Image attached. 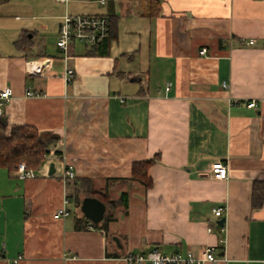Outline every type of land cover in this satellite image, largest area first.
<instances>
[{
	"label": "crops",
	"instance_id": "0c3cea01",
	"mask_svg": "<svg viewBox=\"0 0 264 264\" xmlns=\"http://www.w3.org/2000/svg\"><path fill=\"white\" fill-rule=\"evenodd\" d=\"M66 15L109 17L106 54L58 48ZM5 88L14 94L8 128L55 136L60 154L29 179L0 167V264H129L155 247H213L208 264H264V201L253 203L264 184V0H10L0 5ZM151 160L146 189L131 178ZM217 161L226 180L213 177ZM89 190L117 206L109 211ZM87 197L107 207V230L76 206ZM66 200L71 214L58 217Z\"/></svg>",
	"mask_w": 264,
	"mask_h": 264
},
{
	"label": "built area",
	"instance_id": "2783aa9c",
	"mask_svg": "<svg viewBox=\"0 0 264 264\" xmlns=\"http://www.w3.org/2000/svg\"><path fill=\"white\" fill-rule=\"evenodd\" d=\"M59 2L68 3L70 1L77 0H58ZM106 0H102L105 3ZM111 32V20L107 16H74L66 15L61 23L59 30V39L57 42L58 48L63 50L65 53L68 52V49L72 43H80L86 46L99 47L101 46L110 36ZM254 42H249V45H253ZM207 53V50L204 49L202 54ZM42 64L39 62H31L29 64L28 70L31 74L41 73ZM75 72L73 69H67L66 71V80L70 82L74 77ZM13 90L11 88H5L0 91V118H4L6 106L12 101ZM27 96L32 97L36 96V93L33 90L28 89ZM250 108H256L257 103L252 102L249 104ZM18 175L21 179H29L34 176V171L27 170L25 164H20L18 167ZM212 174L213 177L217 180H226L228 178L229 169L228 165L223 162L217 161L212 164ZM75 178V173L72 167L65 170V179L72 180ZM70 204L69 200L65 201V207L57 212L58 217H67L71 214L70 210L67 209V206ZM225 208H216L214 209V214L217 218H221ZM225 233V228L221 229ZM211 232V229H209ZM224 242V240H221ZM21 259V258H19ZM18 260H15V263H18ZM126 261L129 264H142L145 262H150L152 264H208L217 262L215 257V248L209 247L198 255L193 253L181 254L175 253L172 255H166L157 247L153 248L147 254H138V255H129L126 258Z\"/></svg>",
	"mask_w": 264,
	"mask_h": 264
},
{
	"label": "trees",
	"instance_id": "16d2710c",
	"mask_svg": "<svg viewBox=\"0 0 264 264\" xmlns=\"http://www.w3.org/2000/svg\"><path fill=\"white\" fill-rule=\"evenodd\" d=\"M8 1L10 0H0V5ZM109 38L101 46L95 47L99 51L97 52L98 54H106L105 46L108 44ZM58 141L59 139L55 136L41 134L36 128L31 126L20 125L9 129L6 120L0 118V167L8 169L10 172H15L18 170L19 165L23 163L26 165L27 170H37L47 156L52 153L54 155L60 154L54 148V145ZM153 163L154 160L135 164L131 180L139 183L146 189L152 188L153 181L148 171ZM79 183L81 185L91 184L88 180H79ZM87 195L99 198L106 204L109 211L117 206V202L112 203L106 193L89 190ZM128 199V194L122 193L119 204L124 209L128 208ZM253 199L254 207H260L264 201V184L255 185ZM81 204V199L78 198L76 206L81 208ZM112 221H114L112 216H106L101 226H97V228L107 230L109 223Z\"/></svg>",
	"mask_w": 264,
	"mask_h": 264
},
{
	"label": "water",
	"instance_id": "95a60500",
	"mask_svg": "<svg viewBox=\"0 0 264 264\" xmlns=\"http://www.w3.org/2000/svg\"><path fill=\"white\" fill-rule=\"evenodd\" d=\"M53 173V170L51 174ZM81 211L87 219H89L95 225L100 224L107 211V207L97 198L87 197L83 200ZM225 219L221 221L224 223Z\"/></svg>",
	"mask_w": 264,
	"mask_h": 264
},
{
	"label": "rangeland",
	"instance_id": "374dc122",
	"mask_svg": "<svg viewBox=\"0 0 264 264\" xmlns=\"http://www.w3.org/2000/svg\"><path fill=\"white\" fill-rule=\"evenodd\" d=\"M15 1H16V0H15ZM81 47H83V45H81V44H78V45H77V48L80 49Z\"/></svg>",
	"mask_w": 264,
	"mask_h": 264
}]
</instances>
